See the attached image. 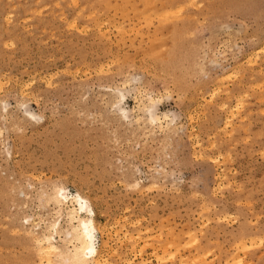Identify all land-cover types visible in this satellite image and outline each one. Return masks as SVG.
I'll use <instances>...</instances> for the list:
<instances>
[{
  "label": "rangeland",
  "instance_id": "obj_1",
  "mask_svg": "<svg viewBox=\"0 0 264 264\" xmlns=\"http://www.w3.org/2000/svg\"><path fill=\"white\" fill-rule=\"evenodd\" d=\"M59 185L106 264H264V0H0V264Z\"/></svg>",
  "mask_w": 264,
  "mask_h": 264
},
{
  "label": "bare ground",
  "instance_id": "obj_2",
  "mask_svg": "<svg viewBox=\"0 0 264 264\" xmlns=\"http://www.w3.org/2000/svg\"><path fill=\"white\" fill-rule=\"evenodd\" d=\"M155 103L144 108L147 123L152 125L161 124L162 119L168 117L165 113L162 118L154 110ZM119 109L121 113L126 112L123 107ZM46 203L52 205L58 214V218L48 224L45 231L39 232L37 239L40 253L46 257L47 264H106L104 245L98 243L99 228L91 200L79 191L73 193L66 186L59 185L46 193ZM60 217L65 225L59 221ZM57 236L60 237L59 241L56 240Z\"/></svg>",
  "mask_w": 264,
  "mask_h": 264
}]
</instances>
